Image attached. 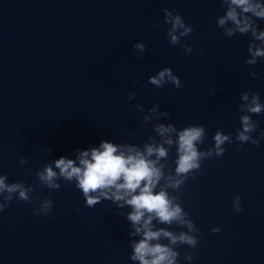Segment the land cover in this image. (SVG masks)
Returning <instances> with one entry per match:
<instances>
[{
	"label": "water",
	"instance_id": "95a60500",
	"mask_svg": "<svg viewBox=\"0 0 264 264\" xmlns=\"http://www.w3.org/2000/svg\"><path fill=\"white\" fill-rule=\"evenodd\" d=\"M165 8L194 27L183 38L191 55L169 44ZM220 15L218 0H0V169L9 183L32 185L37 206L45 197L54 203L51 220L16 200L0 213V264H134L120 209L110 201L88 208L74 183L61 181L50 191L38 186L35 173L101 140L142 145L156 121L144 125L141 117L153 104L171 113L159 122L204 126L201 149L212 146L218 129L234 137L240 94L250 90L264 102V62L244 63L251 37L223 36L215 24ZM257 24L264 28V20ZM138 42L146 46L139 58ZM164 67L182 88L148 83ZM252 71L261 76L251 78ZM129 90L137 92L131 102ZM252 118L264 129V113ZM224 147L182 190V205L202 235L195 249H177L179 264H264V139ZM19 156L29 163L20 165ZM174 159L173 147V168ZM236 194L239 213L230 203ZM213 227L221 231L212 234ZM187 252L194 253L190 262Z\"/></svg>",
	"mask_w": 264,
	"mask_h": 264
},
{
	"label": "clouds",
	"instance_id": "9594fccd",
	"mask_svg": "<svg viewBox=\"0 0 264 264\" xmlns=\"http://www.w3.org/2000/svg\"><path fill=\"white\" fill-rule=\"evenodd\" d=\"M223 8V15L216 18L215 24L222 35L228 38L236 34L250 36L247 43V65H256L258 60L264 62V28L257 20H264V3L261 0H218ZM163 23L167 25L165 35L171 46L183 49L182 56L191 55L193 48L183 43L195 30L185 23L182 16L174 9H163ZM133 49L137 58L145 52L144 43H135ZM203 55V53H201ZM253 79L261 73L252 71ZM148 83L155 88L171 84L175 89L183 87L180 78L169 67L158 70L148 77ZM210 90V94L215 93ZM137 92L129 90L127 101L136 99ZM237 105L240 113V127L235 135L216 130L212 136V146L201 149L207 131L204 126L188 125L177 128L172 123L159 122L171 117V113L160 111L159 104H153L141 117L144 125L151 121L152 133L142 145L130 143H113L101 140L97 146L77 150L74 158L61 156L45 163L35 173L38 186L48 190H58L61 181L73 184L82 194L84 205L92 208L102 201H110L120 209V214L128 222V240L130 261L134 264H179L181 246L195 249L200 243L199 229L185 211L181 195L189 180L195 181L201 173L205 160L222 157L225 144L234 141L240 145L250 143L259 146L264 139V129H259V122L253 115L264 113V102L255 92L244 91L239 96ZM135 109L144 113L142 104ZM253 133H256L253 136ZM175 148L174 168L169 165L170 150ZM49 154V150L47 149ZM20 165L29 163L24 156L18 157ZM25 175L28 170L25 169ZM34 187L24 181L8 182V175L0 169V213L12 202H26L33 206L34 214L47 217L54 207L53 201L45 197L36 204L32 195ZM233 211H243L242 200L236 194L230 201ZM125 208L129 211H123ZM78 213L80 209L76 210ZM165 225L166 227H158ZM178 226L184 231H175L171 226ZM220 227L210 229L218 234ZM166 241V243H165ZM193 252L185 253L184 259L192 261Z\"/></svg>",
	"mask_w": 264,
	"mask_h": 264
}]
</instances>
